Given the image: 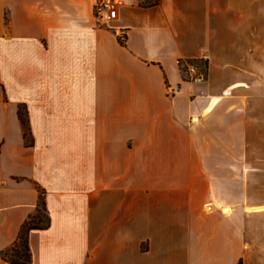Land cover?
<instances>
[{
    "label": "crops",
    "instance_id": "1",
    "mask_svg": "<svg viewBox=\"0 0 264 264\" xmlns=\"http://www.w3.org/2000/svg\"><path fill=\"white\" fill-rule=\"evenodd\" d=\"M94 2L0 0V253L264 264V0Z\"/></svg>",
    "mask_w": 264,
    "mask_h": 264
},
{
    "label": "trees",
    "instance_id": "2",
    "mask_svg": "<svg viewBox=\"0 0 264 264\" xmlns=\"http://www.w3.org/2000/svg\"><path fill=\"white\" fill-rule=\"evenodd\" d=\"M118 40L121 44L124 43V37L123 39L119 37ZM18 116L22 123H25V117L21 107L18 108ZM23 137L24 143L26 145H31L32 139L27 131H24ZM37 190L38 197L34 211L28 214L22 222L16 240L0 253L1 258L11 264H28L31 261L27 239L28 232L31 229H42L48 226L49 217L44 201V190L39 187ZM237 264H241V261H238Z\"/></svg>",
    "mask_w": 264,
    "mask_h": 264
},
{
    "label": "built area",
    "instance_id": "3",
    "mask_svg": "<svg viewBox=\"0 0 264 264\" xmlns=\"http://www.w3.org/2000/svg\"><path fill=\"white\" fill-rule=\"evenodd\" d=\"M130 1L131 0H95L94 14L99 20L108 22L117 16L118 7L120 5ZM183 72L186 74L185 79L188 81L199 82L205 77L204 71L198 68L197 63L194 60H189L185 63Z\"/></svg>",
    "mask_w": 264,
    "mask_h": 264
}]
</instances>
